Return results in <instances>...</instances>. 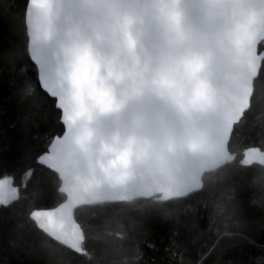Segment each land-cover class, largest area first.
<instances>
[{"label": "water", "instance_id": "obj_1", "mask_svg": "<svg viewBox=\"0 0 264 264\" xmlns=\"http://www.w3.org/2000/svg\"><path fill=\"white\" fill-rule=\"evenodd\" d=\"M26 4L27 52L63 125L36 161L64 199L29 213L50 239L81 254L77 208L185 198L235 159L229 136L264 58V0ZM241 156L264 168V150Z\"/></svg>", "mask_w": 264, "mask_h": 264}, {"label": "trees", "instance_id": "obj_2", "mask_svg": "<svg viewBox=\"0 0 264 264\" xmlns=\"http://www.w3.org/2000/svg\"><path fill=\"white\" fill-rule=\"evenodd\" d=\"M26 2L0 0V43L7 48L0 57V184L8 181L12 189L0 202V264H264V168L241 156L247 147L264 150V58L250 106L229 136L236 157L204 174L200 191L164 203L149 198L77 208L81 254L35 226L32 209L64 199L57 175L36 161L63 125L54 99L51 110L43 106L26 48ZM26 69L31 75L17 83L14 70L18 76Z\"/></svg>", "mask_w": 264, "mask_h": 264}, {"label": "snow or ice", "instance_id": "obj_3", "mask_svg": "<svg viewBox=\"0 0 264 264\" xmlns=\"http://www.w3.org/2000/svg\"><path fill=\"white\" fill-rule=\"evenodd\" d=\"M2 35H3V29L0 28V36H2ZM6 53H7L6 46L3 43H0V57H3ZM20 63H23V61H17V64H16L17 68H19ZM30 75H31V73L26 69V70L20 72L18 76H16L15 70H14V77H15V81L17 83L28 79ZM47 96H48V94L45 92L43 94V96L41 97V99L43 101V106L48 108L49 110H51L52 105L49 102L51 98L49 97L48 99H45V97H47ZM41 167H43V165H41Z\"/></svg>", "mask_w": 264, "mask_h": 264}, {"label": "rangeland", "instance_id": "obj_4", "mask_svg": "<svg viewBox=\"0 0 264 264\" xmlns=\"http://www.w3.org/2000/svg\"><path fill=\"white\" fill-rule=\"evenodd\" d=\"M12 189L10 187L9 182H3L0 184V202L6 201L11 195ZM5 194V196H3Z\"/></svg>", "mask_w": 264, "mask_h": 264}]
</instances>
